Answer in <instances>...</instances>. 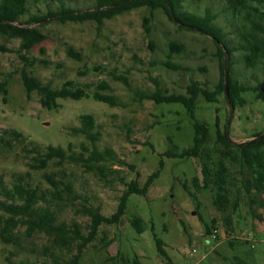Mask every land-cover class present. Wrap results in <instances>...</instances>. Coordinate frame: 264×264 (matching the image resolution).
I'll list each match as a JSON object with an SVG mask.
<instances>
[{
    "label": "rangeland",
    "instance_id": "obj_1",
    "mask_svg": "<svg viewBox=\"0 0 264 264\" xmlns=\"http://www.w3.org/2000/svg\"><path fill=\"white\" fill-rule=\"evenodd\" d=\"M96 2L29 0V13L21 20L48 10L93 9ZM180 6L183 12L198 14L210 9L230 46L238 45L236 30L225 21L219 0H180ZM32 26L45 39L29 50L18 48L19 39L0 35V176L10 187L15 175L30 170L28 163L36 155L33 148L44 149L49 144L66 147L71 143L77 154L83 144L88 148L85 156L94 148L101 153L100 160L90 162V169L75 163H49L45 170H30L28 178L48 198L53 187L44 173H54L55 180L70 184V191H62L51 207L57 222L77 224L80 234L89 237L78 264H134L135 260L142 264H264V167L252 172L253 182L261 189L252 193L258 200L253 209L259 217L250 215L242 202L232 212V230L226 233L223 213L212 202L213 192L194 187L193 178L201 177L199 160L166 154L192 145L196 120L208 125L207 147L214 149L216 116L219 129L226 131L229 140H250L253 134L264 132V100L248 91L243 94L246 103L232 107L223 93L214 102L199 97L191 117L179 102L158 104L147 97L156 87L184 93L190 80L215 90L220 72L213 38L180 27L169 19L162 4L154 2L86 21L62 23L48 18ZM171 40L181 43L183 49L169 56ZM241 53L236 50L230 55L232 77L255 86L264 73L247 69ZM167 59L183 69L163 66ZM113 75L126 76L127 84ZM30 77L40 83L38 88L26 85L24 80ZM66 79L91 84V92L98 82L106 81L111 86L106 92L116 96L117 105L82 97L59 98V107L43 108L39 101L42 92L59 87ZM81 114L95 118L98 137L94 146L83 135L71 133V127L80 125ZM156 171L145 194L128 195L117 223H103L91 234L87 208L111 216L126 183L135 180L143 186ZM136 217L141 219V231L133 224ZM207 228L211 234L206 233ZM19 232V247L0 240V264H66L81 241L66 250L43 232L27 237L25 226ZM158 240L165 255L158 249Z\"/></svg>",
    "mask_w": 264,
    "mask_h": 264
},
{
    "label": "trees",
    "instance_id": "obj_2",
    "mask_svg": "<svg viewBox=\"0 0 264 264\" xmlns=\"http://www.w3.org/2000/svg\"><path fill=\"white\" fill-rule=\"evenodd\" d=\"M29 0H0V35L19 39L18 48L29 50L37 43L45 39V34L32 26L42 19L54 18L64 23L66 21H86L114 10L131 9L145 5L149 2L160 3L166 9L169 19L177 23L180 27L198 30L211 36L216 46V56L219 66V81L215 90L201 87L196 80H190L186 85L184 93L163 92L156 87L147 95L155 103L179 102L191 117L194 116L196 101L199 97L208 102H214L217 95L223 93L228 103L232 106H242L246 103L243 94L248 91L256 93V98L264 100V94L260 85L264 78L255 86L240 82L232 77L230 55L233 51L242 50L241 61L247 69L255 70L256 73H264V0H219L222 5V13L226 22L231 24L236 30V37L239 39L237 46H230L228 38L223 29L215 24L216 15L206 8L203 14L181 10L180 0H97L93 9L76 10L73 8H62L59 11L48 10L44 15L32 14L27 20L21 17L29 13ZM201 2L203 0H191ZM169 56L180 52L183 45L175 40L168 43ZM162 65L174 70L183 69L167 59ZM224 69L227 70L226 75ZM115 80L127 84V77L124 75H113ZM252 78H256L252 75ZM25 79V78H24ZM29 87L38 88L40 83L34 78L24 80ZM227 83V95L224 83ZM91 84H78L73 79H66L59 87L45 89L39 97L43 108L52 109L59 107L57 99L82 97H92L110 106L117 105V98L114 94L106 92L111 90V86L106 81H100L91 92ZM264 89V85H263ZM80 125L71 127L74 135H83L94 146L98 137L95 118L92 114H81L79 116ZM219 120L216 116V138L214 149L208 148L209 127L206 123L194 121L193 143L190 147L180 152L169 150L168 156L193 157L200 163L201 177H194L195 188L208 189L212 193L213 205L218 211L223 213L225 231L229 233L232 225V212L243 202L250 215L259 217L253 209V204L258 200L252 196L253 192L261 191L260 187L252 180V172L257 167H264V132H257L251 139L237 143L228 139L226 131L219 129ZM19 134V133H18ZM20 135V134H19ZM261 135L263 137L259 138ZM82 151L78 154L74 152L72 144L66 147L60 145H46L44 149L33 148L35 156L28 163V167L33 171L45 170L49 163L60 166L64 163H75L83 168L90 169L92 160H100L101 153L94 148L88 156L84 151L88 150L85 145H81ZM214 156V157H213ZM30 170L25 174H17L13 177L12 185L4 184L0 176V240L15 247L20 246L19 228L25 226V235L31 236L34 232H43L53 239V242L60 248L69 250L70 244L81 240L77 244V252L67 260L66 264H78L80 253L85 245L90 241L89 237L80 234L79 226L73 224L68 226L63 222H57L56 211L52 209L51 203L54 199H60L61 192H69L71 186L53 178L54 173H44L43 177L48 181L53 190L49 192L41 190L38 185H32L28 180ZM158 171L152 173L146 179L143 186H139L137 181L131 180L126 183V189L119 198L115 212L109 216H103L98 208H87L86 213L90 217L91 234L101 224H113L120 220L124 214L128 195L131 193L145 194L147 188ZM62 185V187H60ZM231 209V211L229 210ZM227 212V213H226ZM133 224L138 231L142 230L141 219L136 217ZM207 234H211L209 228ZM157 246L162 255H165L161 247V241H157ZM134 264H142L138 260Z\"/></svg>",
    "mask_w": 264,
    "mask_h": 264
},
{
    "label": "water",
    "instance_id": "obj_3",
    "mask_svg": "<svg viewBox=\"0 0 264 264\" xmlns=\"http://www.w3.org/2000/svg\"><path fill=\"white\" fill-rule=\"evenodd\" d=\"M226 73H227V70L224 69V74L226 75ZM263 85H264V82L260 85V89H261L262 93L264 94ZM224 89H225V93L227 95V83L226 82L224 83ZM261 137H263V135H261L259 138H261Z\"/></svg>",
    "mask_w": 264,
    "mask_h": 264
},
{
    "label": "built area",
    "instance_id": "obj_4",
    "mask_svg": "<svg viewBox=\"0 0 264 264\" xmlns=\"http://www.w3.org/2000/svg\"><path fill=\"white\" fill-rule=\"evenodd\" d=\"M214 237H215V234H214Z\"/></svg>",
    "mask_w": 264,
    "mask_h": 264
}]
</instances>
